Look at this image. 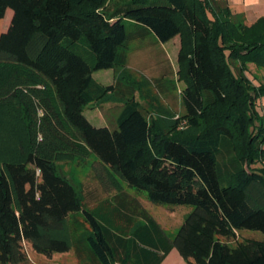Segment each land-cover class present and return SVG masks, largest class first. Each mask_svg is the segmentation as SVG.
<instances>
[{
    "label": "trees",
    "instance_id": "16d2710c",
    "mask_svg": "<svg viewBox=\"0 0 264 264\" xmlns=\"http://www.w3.org/2000/svg\"><path fill=\"white\" fill-rule=\"evenodd\" d=\"M8 10L10 26L0 29V264L26 262L25 245L47 258L75 251L82 264H162L172 250L188 264H264V241L240 237L264 235V116L256 107L264 86L245 75L249 64L264 67V18L247 27L215 0H0V24ZM151 34L163 44L181 38L179 121L149 118L134 86L126 98L94 78L123 76L129 40ZM112 95L124 101L115 127H94L86 109ZM184 120L188 129L178 131ZM66 155L95 156L101 188L115 195L107 215L58 172ZM123 183L155 205L193 210L170 238Z\"/></svg>",
    "mask_w": 264,
    "mask_h": 264
},
{
    "label": "rangeland",
    "instance_id": "374dc122",
    "mask_svg": "<svg viewBox=\"0 0 264 264\" xmlns=\"http://www.w3.org/2000/svg\"><path fill=\"white\" fill-rule=\"evenodd\" d=\"M221 4H227L230 16L235 22H241L247 27L256 25L264 18V0H215ZM11 10H8L5 18L0 24V29L6 30L11 18ZM208 17L213 20V13L207 9ZM130 34L136 32L135 28L128 26ZM181 50V38L177 37L167 44L160 43L154 35H147L144 38H131L128 42V66L121 76L120 70L98 71L94 74L97 82L109 86L115 85L120 92H127V87L134 86L135 101L144 109L148 117L157 120L169 117L172 121L185 113L182 103L181 93L185 87V82L180 76V65L178 56ZM237 66H240L239 64ZM248 71L245 73L251 84L256 87L264 86V67L255 64L247 65ZM121 78L122 85H118L116 76ZM120 75V76H119ZM127 98L128 95L125 94ZM123 99L121 96L112 95L109 100L102 104L89 106L85 111V116L90 123L97 128L115 127L117 118L123 109ZM258 112L264 116V98L256 102ZM189 127L186 120L178 124V131H185ZM264 148V147H263ZM96 158H88L66 155L56 162L58 172L68 178L78 193L84 190L88 207L97 213L107 215L105 204L96 205L98 201H112L114 194L105 193L96 178L93 167ZM252 168L259 169L261 164H255ZM128 194L135 196L138 192L129 188L123 183ZM102 194V195H100ZM139 200L148 213L161 225L170 238H174L179 228L183 225L189 213L193 210L190 206H158L151 203L147 192H139ZM96 196V197H95ZM101 197V198H100ZM111 208L108 207L110 212ZM83 222L82 218L78 221ZM78 223V226H79ZM87 226H79L80 231L85 232ZM242 240L253 239L264 241L261 232L244 230L240 232ZM28 260L22 264H82L77 260L74 251L69 254L47 258L33 252L29 246H24ZM83 263L92 264L90 259ZM163 264H188L177 250H174Z\"/></svg>",
    "mask_w": 264,
    "mask_h": 264
},
{
    "label": "crops",
    "instance_id": "0c3cea01",
    "mask_svg": "<svg viewBox=\"0 0 264 264\" xmlns=\"http://www.w3.org/2000/svg\"><path fill=\"white\" fill-rule=\"evenodd\" d=\"M7 12H8V11H7ZM10 12H11V18H10V21L8 22L7 29L9 28L10 23H11V20H12V17H13V12H12V10H11ZM7 29H6V30H7ZM85 195H86V193H85ZM100 195H102V194H100ZM130 195H131V194H130ZM131 196H133V195H131ZM86 197H87V195H86ZM95 197H96V196H95ZM100 198H101V197H100ZM105 202H107V201H98V202L96 203V205H97V206H98V205H103ZM105 206H106V204H105ZM98 207H99V206H98ZM98 207H97V208H98ZM108 207L111 208V206L108 205V206H106L107 210H108ZM97 208H95L94 210H96ZM74 252H75V251H74ZM173 252H174V250H172V251L170 252V254L173 253ZM75 254H76V253H75ZM170 254H169V255H170ZM169 255H168V256H169ZM76 256H77V255H76ZM168 256H167V258H168ZM167 258H166V259H167ZM166 259H165V260H166ZM77 260H79L78 257H77ZM165 260H164V261H165ZM164 261H163V262H164ZM162 264H163V263H162Z\"/></svg>",
    "mask_w": 264,
    "mask_h": 264
}]
</instances>
